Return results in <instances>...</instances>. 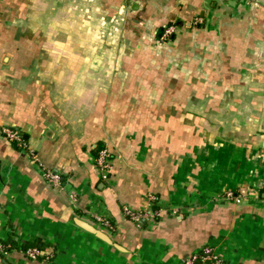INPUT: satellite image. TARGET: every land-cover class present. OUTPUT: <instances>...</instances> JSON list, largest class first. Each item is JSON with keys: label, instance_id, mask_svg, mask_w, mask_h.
<instances>
[{"label": "crops", "instance_id": "obj_1", "mask_svg": "<svg viewBox=\"0 0 264 264\" xmlns=\"http://www.w3.org/2000/svg\"><path fill=\"white\" fill-rule=\"evenodd\" d=\"M263 180L264 0H0V264H264Z\"/></svg>", "mask_w": 264, "mask_h": 264}, {"label": "built area", "instance_id": "obj_2", "mask_svg": "<svg viewBox=\"0 0 264 264\" xmlns=\"http://www.w3.org/2000/svg\"><path fill=\"white\" fill-rule=\"evenodd\" d=\"M236 3H249L250 0H230ZM201 19L198 20L200 22ZM175 33V27L173 25L164 26L157 36V42L162 45L168 42L173 34ZM2 135L11 143H15L17 147H22V141L20 138L19 132L16 130H12L9 128L2 129ZM34 161H36L34 159ZM94 165L98 170L100 177L103 180H106L107 174L111 169V161L108 157V153L105 150H100L97 152V155L94 159ZM41 167V166H40ZM40 176L42 179L54 186L58 187L60 182V176L58 173L49 170L40 168L39 169ZM255 190L258 192H262L264 195V180L259 181V183L255 186ZM73 197V196H72ZM227 199L231 198V194H227L225 196ZM73 199V198H72ZM152 200V198H149ZM74 200V199H73ZM122 216L125 221H128L133 224L139 225L143 220L149 219L150 217L157 216V211L152 212L150 209L143 212H137L130 208L124 207L122 209ZM88 218L101 230H104L106 233L113 234L115 232V226L111 219L108 217H104L99 214H88ZM9 252H7L0 243V256H7ZM23 255L29 260H37L39 256H41V251L35 247L28 248L23 252ZM183 264H226L222 259L215 255L213 250L209 247L202 248L199 252L191 254Z\"/></svg>", "mask_w": 264, "mask_h": 264}, {"label": "water", "instance_id": "obj_3", "mask_svg": "<svg viewBox=\"0 0 264 264\" xmlns=\"http://www.w3.org/2000/svg\"><path fill=\"white\" fill-rule=\"evenodd\" d=\"M72 223L79 228L80 230L84 231L85 233L93 236L94 238H96L97 240L118 249V246L111 240V238L104 233L103 231H101L100 229L96 228L95 226H93L92 224L81 220L79 218H72Z\"/></svg>", "mask_w": 264, "mask_h": 264}, {"label": "trees", "instance_id": "obj_4", "mask_svg": "<svg viewBox=\"0 0 264 264\" xmlns=\"http://www.w3.org/2000/svg\"><path fill=\"white\" fill-rule=\"evenodd\" d=\"M171 40V39H170ZM169 40V41H170ZM168 41V42H169ZM167 43V42H166ZM3 246H4V248H5V250L7 251V252H11V250L13 249V244L12 243H8V244H3ZM33 247H35V248H37V249H39L40 251H41V256H39V258L37 259V260H44V261H46V258H48L49 257V255H45L46 253V250H47V248L45 247V245L43 244V243H41L40 241H38V242H34L33 244H29V243H27V244H25L24 246H16V250H19L22 254H23V252L26 250V249H28V248H33Z\"/></svg>", "mask_w": 264, "mask_h": 264}]
</instances>
